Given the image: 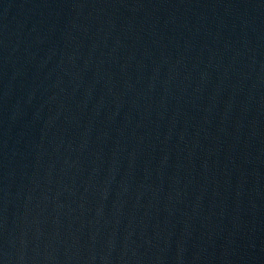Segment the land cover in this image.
I'll return each instance as SVG.
<instances>
[{
  "label": "water",
  "instance_id": "obj_1",
  "mask_svg": "<svg viewBox=\"0 0 264 264\" xmlns=\"http://www.w3.org/2000/svg\"><path fill=\"white\" fill-rule=\"evenodd\" d=\"M0 264H264V0H0Z\"/></svg>",
  "mask_w": 264,
  "mask_h": 264
}]
</instances>
